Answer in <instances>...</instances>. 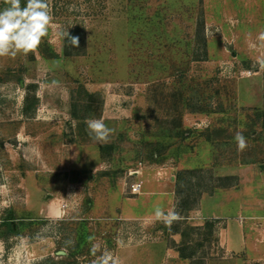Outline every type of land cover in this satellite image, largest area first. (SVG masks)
Returning <instances> with one entry per match:
<instances>
[{
  "label": "rangeland",
  "instance_id": "rangeland-1",
  "mask_svg": "<svg viewBox=\"0 0 264 264\" xmlns=\"http://www.w3.org/2000/svg\"><path fill=\"white\" fill-rule=\"evenodd\" d=\"M50 6L39 47L26 57H0V264L59 261L82 221L95 255L85 252L76 264H93L104 251L121 264H189L167 255L176 241L194 253L191 263H214L211 227L198 228L204 220L181 210L202 190L228 184L217 173L237 171L229 163L251 161L264 172V0ZM81 86L95 94L87 111ZM72 91L78 109L92 116H73ZM89 118L114 130L109 142L89 137ZM181 126L185 136H167ZM213 126L231 137L205 140L201 131ZM237 132L247 141L243 151ZM136 169L139 176L131 174ZM139 178L143 192L132 194ZM254 184L245 181L244 194ZM253 188V195L264 192ZM156 206L180 219L166 226ZM200 208L206 215L212 199Z\"/></svg>",
  "mask_w": 264,
  "mask_h": 264
},
{
  "label": "crops",
  "instance_id": "crops-1",
  "mask_svg": "<svg viewBox=\"0 0 264 264\" xmlns=\"http://www.w3.org/2000/svg\"><path fill=\"white\" fill-rule=\"evenodd\" d=\"M232 164L229 163L228 167L235 166L237 171L217 173L218 179L228 176L231 179L228 184L218 183L211 192H203L199 206L191 210L205 222L197 223L198 228H208L206 222H211V247L216 249L215 253H211V259L215 262L206 264H264V192L255 195L252 192L253 187L264 191V172L253 162ZM222 166L227 168L226 164ZM245 181L255 182L246 194L243 187ZM206 197L212 199L213 208L205 215L200 207L201 200ZM234 200L238 201L233 208ZM181 236L183 239L184 236ZM176 243L181 245L180 241ZM169 250L167 255L174 252L175 258L192 264L191 258L181 255L178 245L175 250Z\"/></svg>",
  "mask_w": 264,
  "mask_h": 264
},
{
  "label": "clouds",
  "instance_id": "clouds-1",
  "mask_svg": "<svg viewBox=\"0 0 264 264\" xmlns=\"http://www.w3.org/2000/svg\"><path fill=\"white\" fill-rule=\"evenodd\" d=\"M3 2L6 6L0 9V57L14 58L18 54L26 57L39 47L49 33L53 19L50 0H26L23 6L21 0ZM258 39L264 42V32L259 34ZM70 43L77 46L78 38H70ZM85 123L90 138L99 143L109 142L114 130L103 119L89 118ZM234 139L238 150L243 151L247 147L246 138L241 132H237ZM154 215L166 226L180 219V214L175 210L165 212L159 206L155 207ZM93 264H121V261L110 251H104Z\"/></svg>",
  "mask_w": 264,
  "mask_h": 264
},
{
  "label": "trees",
  "instance_id": "trees-1",
  "mask_svg": "<svg viewBox=\"0 0 264 264\" xmlns=\"http://www.w3.org/2000/svg\"><path fill=\"white\" fill-rule=\"evenodd\" d=\"M74 92L75 91H72V94H71V97H72V100H73V103H72V114L75 118L79 119V120H83L89 116H92V115H88L86 113V111L90 108H92L93 106V101L92 99L94 98L95 94L94 93H91L89 92L88 90H86L83 86H81V92H84L85 95H87V97H89L90 100L87 101V103H83L81 106L82 108L85 107L86 111L82 110L80 111V109H78V101H74ZM28 111V107L25 108V112ZM81 112V113H80ZM175 130V133L176 135H186L188 131V128H184V127H177V129H173V130H170L168 133H167V136H170L172 135V132L171 131H174ZM201 134L205 135L204 136V139L205 140H208L210 141L212 144L217 142V140H220V139H224L227 140L228 137L230 138L231 137V133L228 132V129L226 127H223V126H213L211 129H208V130H205V131H201ZM216 162V159L215 161ZM247 162H251V161H247ZM245 163V162H244ZM180 174V173H179ZM222 179V178H220ZM176 183L178 185L179 183V180L176 179ZM217 185L213 186L211 188V190H202L200 193H198V196H197V201H194V203L190 204L189 202H184V207L182 208L183 210H181L182 213H184L185 215L183 216H188V212L191 211L192 209H194L197 205H198V202L200 200V197L201 195L203 194V192H211L214 187H216ZM87 223L85 221H82L80 223V225L77 227L75 233H76V239H75V242L70 246V249H69V253H67V256H64L62 257L59 261H55L53 258H50V261L53 263V264H76V259L78 258L79 255L81 254H84L85 252L86 253H94V251L92 250V247L89 245L90 243V239L87 237L88 235V229H87ZM206 225L208 227L211 226V222L207 221L206 222ZM181 233L183 236H184V231H181V230H177L176 233ZM182 245V244H181ZM178 246V249L181 253V255L185 256V257H189L191 258V260H194L193 259V254H184V249L182 248V246ZM87 246H89L88 248H86ZM193 263V262H192ZM194 264V263H193Z\"/></svg>",
  "mask_w": 264,
  "mask_h": 264
},
{
  "label": "built area",
  "instance_id": "built-area-1",
  "mask_svg": "<svg viewBox=\"0 0 264 264\" xmlns=\"http://www.w3.org/2000/svg\"><path fill=\"white\" fill-rule=\"evenodd\" d=\"M131 174L132 175H135V176H139L141 174V171H140V169H136ZM143 185H144V180L143 179H141V178L136 179L135 181H133L130 184V192L132 194H139V193H141L142 188H143Z\"/></svg>",
  "mask_w": 264,
  "mask_h": 264
},
{
  "label": "water",
  "instance_id": "water-1",
  "mask_svg": "<svg viewBox=\"0 0 264 264\" xmlns=\"http://www.w3.org/2000/svg\"><path fill=\"white\" fill-rule=\"evenodd\" d=\"M63 253L65 252V251H62Z\"/></svg>",
  "mask_w": 264,
  "mask_h": 264
}]
</instances>
